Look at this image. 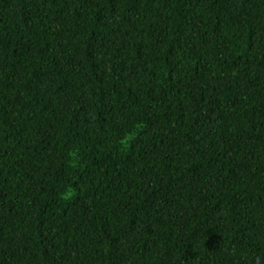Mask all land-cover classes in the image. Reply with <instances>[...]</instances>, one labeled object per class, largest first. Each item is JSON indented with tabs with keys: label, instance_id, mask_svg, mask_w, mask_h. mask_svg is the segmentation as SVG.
Segmentation results:
<instances>
[{
	"label": "trees",
	"instance_id": "trees-1",
	"mask_svg": "<svg viewBox=\"0 0 264 264\" xmlns=\"http://www.w3.org/2000/svg\"><path fill=\"white\" fill-rule=\"evenodd\" d=\"M0 264H264V0H0Z\"/></svg>",
	"mask_w": 264,
	"mask_h": 264
},
{
	"label": "clouds",
	"instance_id": "clouds-1",
	"mask_svg": "<svg viewBox=\"0 0 264 264\" xmlns=\"http://www.w3.org/2000/svg\"><path fill=\"white\" fill-rule=\"evenodd\" d=\"M74 195L72 188H66L63 192L59 193L61 199H69Z\"/></svg>",
	"mask_w": 264,
	"mask_h": 264
}]
</instances>
